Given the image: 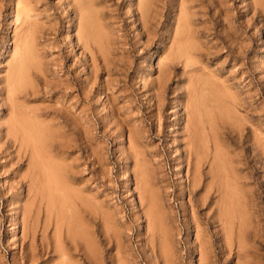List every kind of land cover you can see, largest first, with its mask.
Masks as SVG:
<instances>
[{"label":"rangeland","instance_id":"1","mask_svg":"<svg viewBox=\"0 0 264 264\" xmlns=\"http://www.w3.org/2000/svg\"><path fill=\"white\" fill-rule=\"evenodd\" d=\"M91 1L0 0V264H61L32 161L6 137L24 116L49 131L46 161L95 238L89 264H264V0ZM81 8L100 32L95 64ZM32 35L43 73L11 96ZM64 244L65 264H88Z\"/></svg>","mask_w":264,"mask_h":264},{"label":"bare ground","instance_id":"2","mask_svg":"<svg viewBox=\"0 0 264 264\" xmlns=\"http://www.w3.org/2000/svg\"><path fill=\"white\" fill-rule=\"evenodd\" d=\"M87 4L91 5L92 1L90 0V3ZM143 10H145L147 13V3L143 5ZM23 11H26V7H24ZM80 14L88 15V19L86 21H77L78 32L80 35L79 44L81 48L90 52L93 63L95 64V54L104 53L103 48L100 47L102 42L98 25L93 16L90 14L89 10L86 8H81ZM74 15L75 16H72L71 20H78L76 19L77 12H75ZM142 15L141 17H143ZM144 19L145 22L147 20L146 15H144ZM36 54L37 53L34 50V37L32 35L30 39H27L22 44L20 52L12 64L11 73L8 80V90L12 94H10L11 96L19 95L29 86H31V78L33 79V77H41L40 75L43 73V69L41 68V62L38 60ZM104 61L107 62L106 57L104 58ZM192 111L193 113L190 119L192 125L188 126L187 131L194 129L195 132L199 133V127L202 124L203 113L198 103L193 104ZM48 134L49 131L47 133V128L42 123L33 121L28 116H24L21 119L12 121V123L9 124L6 137L8 139V144H10L12 147H15L19 155L24 158L30 157V160L32 161V167L35 172L30 178L32 188L36 190L45 201L48 202L50 207V216L52 219L56 220V247L54 251L59 255L61 264L66 263V257L69 254L66 249V245L64 244L65 242H69L73 246L71 249L79 251L80 253L83 251L85 254H80V256L85 261H88L89 264V262L93 260L92 257H94V250L96 248V243L94 241L95 238H91L86 233V227H88L86 222L81 223L79 221L77 212L72 206L73 203L71 201L70 195L68 194L67 183L62 176L61 170H54L50 161H46L47 158H45V155L48 149V140L50 139ZM197 148L198 146L196 141L189 145V157L193 158L196 156ZM195 167L199 168V164L196 163ZM197 185L198 182L195 177L192 181V186L194 188ZM190 192H193L192 188ZM146 193L147 196L145 199L148 200V219L150 222L156 224L159 220V214L158 211H156V204L146 190L143 191L142 196ZM89 212L92 213L93 211L89 209ZM89 212L86 211V216H89ZM90 219L94 222L96 217L93 216L92 218L90 217ZM64 228H66V230H64ZM62 232H66L67 235L65 237L62 236ZM92 233L94 236L98 234L96 229H93ZM66 237H68L70 241ZM44 246L45 245L43 244L42 248H44Z\"/></svg>","mask_w":264,"mask_h":264}]
</instances>
